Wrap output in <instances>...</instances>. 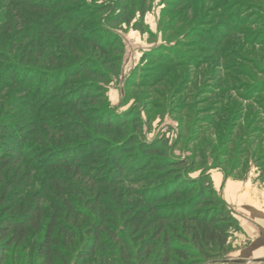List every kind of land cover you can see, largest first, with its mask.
Returning <instances> with one entry per match:
<instances>
[{"label": "trees", "instance_id": "16d2710c", "mask_svg": "<svg viewBox=\"0 0 264 264\" xmlns=\"http://www.w3.org/2000/svg\"><path fill=\"white\" fill-rule=\"evenodd\" d=\"M75 1H17L13 9L23 13V18L19 16L21 33H28L31 45L40 50L47 35L61 40L68 38V33L78 35L79 15L86 16L93 11L88 8L81 10L78 16H70L69 5ZM98 9L97 14L115 11L104 6ZM233 10L237 11L232 12L224 24L218 23L225 27L220 28L219 34L213 32V39H207L204 34L199 36L201 40H214L205 47L208 49L206 56L224 55L220 50L215 51L226 49L222 46L224 41L227 48L234 45L232 53L241 52L246 59L253 53L264 56V45L255 50V37L240 30L262 24H256L251 18L248 20L250 16L242 17L244 10L240 6ZM220 11L223 14L225 9ZM138 13H141V19L133 27L148 33L144 29L143 8L134 14L119 10L107 23L112 27L131 25ZM64 17L67 20H62ZM86 20L83 23H87ZM3 21L4 26L13 23L10 16ZM104 36L106 45H97ZM94 37L85 41H92L91 44L104 55L108 51L115 53V59L111 56V68L115 63H121L123 48L117 43H121L119 36L96 32ZM170 50L169 46L161 45L144 58H156L163 66V61L169 62L166 57ZM42 53L39 63L44 57ZM238 56L241 58L240 54ZM219 58L210 64L211 67L218 65ZM82 66L66 69L59 75L44 74L43 70L37 72L43 80L34 92L36 107L58 105L60 101L56 102L53 97H58V92L70 90V81L74 77L90 75L99 82L110 83L109 74L98 70L91 74L87 66ZM19 71L28 76V81L22 83V86L28 85V90L39 82L33 78L32 71ZM118 71L116 69L113 74H118ZM56 75L63 79L59 84L54 83ZM156 75L158 81L171 72L162 70ZM177 76H172L173 82L179 78ZM17 82L13 81V84L17 85ZM171 82H166L164 88L170 87ZM8 83L12 85V81ZM228 99L227 102L231 103ZM100 101L107 108L98 114L95 112L97 116H89L90 112H85L89 108L83 106H94ZM252 101L255 102L252 108L246 110L248 117L242 116L241 120L247 124V150H236L235 164L230 170L225 162H218L220 158L231 157L229 150H218L211 157L207 150H203L202 157L207 159L208 154V159L214 157L216 166L211 168V163L206 161L207 168L198 178H192L190 174L197 166L198 157L196 159L194 155L191 162L173 159L168 154L170 145L167 140L146 141L142 118L134 113L120 115L108 108L106 90L101 86L91 85L72 91L69 98L60 104V107L63 105L69 109L71 115L60 131L61 136L67 138L64 145L67 148L48 154L45 161L51 166L48 171L51 178H46V189L25 200L22 192L14 190L17 185L25 186L24 181H29L32 175L31 167V172H23L31 156L28 150H24L29 137L22 124L23 118H13L10 123L0 124V264H31L34 260L41 264H206L224 258L230 252L232 238L242 230L233 210L216 191L211 170L221 168L227 177L243 180L254 165L264 175V100L247 99L249 103ZM233 105L239 110L238 104ZM39 109L38 106L36 114ZM43 119V128L50 131L52 127ZM129 128L134 133L128 134ZM88 129L93 130L96 136ZM216 129L222 132L218 126ZM57 196H60V203L51 200ZM17 250L25 255H18L21 261H12Z\"/></svg>", "mask_w": 264, "mask_h": 264}, {"label": "rangeland", "instance_id": "374dc122", "mask_svg": "<svg viewBox=\"0 0 264 264\" xmlns=\"http://www.w3.org/2000/svg\"><path fill=\"white\" fill-rule=\"evenodd\" d=\"M17 1L19 0H0V124L10 123L13 118H23L22 124L29 137L24 150H28L32 156L26 161L23 172L29 173L28 170L31 172L32 169V175L29 181H24L28 188L21 184L15 186L14 190L17 193L22 192L24 200L46 189V178L49 180L51 178L48 173L51 166L45 161L48 154L67 148L64 147L67 138H63L60 131L71 115L70 110L63 105L60 107V104L69 98L72 91L86 86H101L105 89L108 108L118 114L134 113L135 116L142 118L144 139L149 143L167 140L170 145L168 154L171 158L191 162L196 155L198 162L190 174L192 178L200 176L207 166L204 164L206 161L208 164L211 163V168L216 166L214 157L212 160L208 159L209 154L211 157L218 150H229L232 158H220L218 162L219 164L225 162L227 169L230 170L235 164L236 150H247L248 137L245 131L247 124L241 120L246 115L248 117L246 110L252 108V104L255 103L254 101L249 103L247 99L264 100V56L253 53L246 59L241 52L232 53L234 45L227 48V43L223 42L224 38L219 46L223 42L222 46L226 49L215 50H218L217 52L220 50L224 55L217 53L213 57H207L208 49L205 47L214 41L207 40L210 37L213 39V32L219 34L220 28L225 27L218 23H225L230 14L237 11L233 9L240 6V9L244 10L241 12L242 17L250 16L247 17L248 20L251 18L256 24H262L260 27L253 25L240 28L243 34L255 37V50H258L259 45H264V0H76L69 5L72 12L70 16H78L81 10L88 8H92L93 11L86 16L79 15L78 35L68 33V38L63 40L57 36L47 35L41 50L31 45L28 33L26 35L21 33L19 16L23 18V13L13 9ZM103 6L114 8L115 11H101L97 14L98 8ZM142 8L145 10L144 29L148 33H142L133 27L140 21L141 13L137 14L131 25L112 27L107 23L119 10L134 14L142 11ZM224 9L222 14L220 10ZM8 16L13 23L11 26L2 25L4 18ZM62 20H67V17ZM83 20L87 23H83ZM96 32L119 36L121 43L119 41L117 43L123 48V56L121 63H115L114 68L110 67L112 60L115 59L113 51H108L104 55L98 47L91 44L92 41H85L91 36L94 37ZM202 34L206 35L207 39L201 40L199 36ZM104 38L105 36L97 45H106L107 38ZM161 45L171 48L166 57L169 62L172 61L170 65L169 62L163 61V66H160L158 59L144 58L147 53L156 51ZM41 52L44 57L39 63ZM227 52L231 53L227 55ZM238 54L244 60L239 58ZM219 56L218 65L211 67L210 64ZM80 64H83L82 67L87 66L91 74L94 70L109 74L110 83L99 82L90 75L74 77L70 81V90L58 92L59 100L58 97H53L56 102L60 101L58 105L49 107L43 105L42 108L38 105L40 109L36 114L38 106L35 104L34 92L38 90L40 81L43 80L39 78L37 72L43 70L46 72L44 74L59 75L66 69L77 68ZM19 69L32 71L33 78L39 82L28 90V85L22 86V83L28 81V76ZM116 69L119 71L115 75L113 72ZM162 70L171 72V75H164L162 80L157 81L155 76ZM236 72L238 74H235ZM174 74L179 78L173 82ZM58 75L53 79L55 84L63 80ZM219 78L222 79L221 84ZM16 79L17 85L13 84ZM170 80H172L169 83L170 87L164 88L165 83ZM11 81L12 85L8 83ZM64 86L65 84H62V87ZM227 99L231 103H228ZM233 104H238L241 111ZM83 107L89 108L85 110L90 112L89 116L107 108L102 101L94 106ZM215 110H218L216 115H212ZM42 119L50 124L52 127L50 131L43 128ZM217 126L222 130L221 133L216 129ZM127 131L128 134L134 133L132 128ZM88 132L96 136L93 130L88 129ZM250 142L251 139L248 143ZM203 150L209 153L206 156L208 160L202 157ZM50 184L52 182L49 183V189ZM59 198L60 196H57L51 200L60 203ZM230 243V252L224 258L206 264H264V260L236 261L244 257L239 256L241 253L237 252L245 247L238 246L233 239ZM18 255L24 256L25 253L17 250L12 261H21ZM31 264L41 263L34 260Z\"/></svg>", "mask_w": 264, "mask_h": 264}, {"label": "crops", "instance_id": "0c3cea01", "mask_svg": "<svg viewBox=\"0 0 264 264\" xmlns=\"http://www.w3.org/2000/svg\"><path fill=\"white\" fill-rule=\"evenodd\" d=\"M211 178L222 200L233 210L241 227L232 238L238 246L237 253L244 256L238 262L264 260V175L251 166L243 180L227 177L222 170H213Z\"/></svg>", "mask_w": 264, "mask_h": 264}]
</instances>
